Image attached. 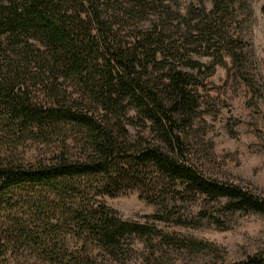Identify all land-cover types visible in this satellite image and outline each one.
<instances>
[{
    "label": "trees",
    "instance_id": "obj_1",
    "mask_svg": "<svg viewBox=\"0 0 264 264\" xmlns=\"http://www.w3.org/2000/svg\"><path fill=\"white\" fill-rule=\"evenodd\" d=\"M164 1L0 0V123L12 138L61 146L47 161L0 163V264L28 262L21 248L35 256L31 264H98L97 250L113 254L145 228L99 199L130 189L155 199L225 198L228 209L264 213V199L186 159L177 129L199 107V83L178 68L164 23L121 39L118 23ZM213 3L216 14L225 0ZM212 21L202 19L209 33ZM40 95L46 103L34 100ZM132 109L151 123L154 142L131 136ZM75 148L80 157L70 156ZM238 264H264V255Z\"/></svg>",
    "mask_w": 264,
    "mask_h": 264
},
{
    "label": "rangeland",
    "instance_id": "obj_2",
    "mask_svg": "<svg viewBox=\"0 0 264 264\" xmlns=\"http://www.w3.org/2000/svg\"><path fill=\"white\" fill-rule=\"evenodd\" d=\"M128 1L112 4L130 6ZM164 3L151 2L145 15L118 23L121 39L132 40L137 28L164 23L167 42L173 39L179 48L173 53L178 68L193 73L199 83V107L182 117L177 129L186 159L205 177L240 185L264 199V0H225L216 14L213 0ZM207 16L217 31L209 33L202 24ZM161 74L156 70L150 77L156 82ZM34 100L46 103L42 95ZM130 114L138 117L129 127L131 136L154 142L151 123L144 126L135 109ZM60 148L59 142L12 138L0 123V163L35 164ZM82 153L75 148L70 156ZM147 193L137 188L99 197L124 220L145 228L128 235L113 254L97 250L98 264H238L264 255V213L228 209L225 198L180 199L168 193L155 199ZM69 244L75 247L73 240ZM18 253L28 259L22 264L35 259L23 248ZM7 254L13 257L15 251Z\"/></svg>",
    "mask_w": 264,
    "mask_h": 264
}]
</instances>
